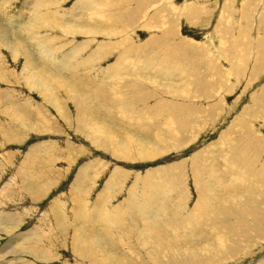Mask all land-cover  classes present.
Wrapping results in <instances>:
<instances>
[{
    "label": "rangeland",
    "instance_id": "374dc122",
    "mask_svg": "<svg viewBox=\"0 0 264 264\" xmlns=\"http://www.w3.org/2000/svg\"><path fill=\"white\" fill-rule=\"evenodd\" d=\"M38 1L0 0V264H264V0Z\"/></svg>",
    "mask_w": 264,
    "mask_h": 264
},
{
    "label": "bare ground",
    "instance_id": "6f19581e",
    "mask_svg": "<svg viewBox=\"0 0 264 264\" xmlns=\"http://www.w3.org/2000/svg\"><path fill=\"white\" fill-rule=\"evenodd\" d=\"M48 1V0H47ZM47 1L45 2V3H47ZM86 1V0H85ZM88 1V0H87ZM50 2V1H49ZM51 2H53V1H51ZM56 2V1H55ZM84 2V1H83ZM89 2V1H88ZM42 3V5H40ZM2 4V3H1ZM50 4V3H49ZM53 4V3H52ZM86 4V3H85ZM89 4V3H88ZM88 4H86V6L88 5ZM44 5H46V4H44V0H39L38 1V3H37V5L36 6H38V9L36 10L35 9V11H34V16L32 15V19L30 20L31 22V25L29 24L27 27H29V30H32L34 27H35V25L36 24H38L39 22V19L41 18L40 17V15L42 14V12H44V9H43V11L41 12V14L39 15V13H40V11H38L42 6L44 7ZM51 5V4H50ZM35 6V7H36ZM54 6V5H53ZM85 6V8H87ZM42 7V8H43ZM75 7V6H74ZM88 7H89V5H88ZM34 8V7H33ZM84 9V8H83ZM46 10V9H45ZM33 11V10H32ZM78 11V10H77ZM32 13V12H31ZM79 13V12H78ZM67 14V13H66ZM63 15H65V14H63ZM68 15V14H67ZM71 15V14H70ZM68 17V16H67ZM91 17H92V15H91ZM69 18H71V17H69ZM88 18V17H87ZM50 18H48V20H49ZM62 19V18H61ZM89 19V18H88ZM95 19H96V17H95ZM94 20V19H93ZM47 21V20H46ZM45 21V22H46ZM51 21V20H50ZM88 21V20H87ZM91 21H92V18H91ZM29 21H27V23H28ZM41 22H43V21H41ZM47 23V22H46ZM95 23V22H94ZM144 23H146V22H144ZM25 24H26V22L25 23H23V25H24V27H25ZM40 24H42V23H40ZM44 24V23H43ZM92 24V23H91ZM21 28V27H20ZM41 28V27H40ZM28 29V28H27ZM43 29H44V27H43ZM22 30H23V28H22ZM25 30H26V28H25ZM74 30V29H73ZM166 30V29H165ZM28 31V30H27ZM167 31V30H166ZM76 32V31H75ZM74 35V34H73ZM76 35V34H75ZM34 36V35H33ZM36 38V37H35ZM176 38V37H175ZM19 40V39H18ZM176 40H178V39H176ZM21 40H19V42H20ZM181 41V40H180ZM51 42V41H50ZM22 43V42H21ZM21 43H20V45H21ZM45 43V42H44ZM19 44V43H18ZM45 44H47V43H45ZM177 44V43H176ZM179 44H181L182 45V43L180 42ZM48 45V44H47ZM23 48L25 49V52H24V56H25V58L27 59V63L29 64V66L32 68V69H34V64H35V58L36 57H33V55L32 54H30V53H28L29 51L28 50H26L27 48H25V44H24V42H23ZM30 46V45H29ZM50 45H48V47L47 46H44V45H42L41 46V44L39 45V49L41 50L42 49V51L45 53V54H47V55H45L46 57H48V58H50V60H55L56 59V57H55V53H54V51H52V49H50V47H49ZM189 46V45H188ZM16 47V46H15ZM42 47V48H41ZM52 47V46H51ZM179 47H181V46H179ZM187 48V47H186ZM189 48V47H188ZM54 50V49H53ZM57 50V49H56ZM178 50H180V49H178ZM188 51V50H187ZM192 51V50H191ZM194 51V50H193ZM56 52V51H55ZM181 52V51H180ZM53 53V54H52ZM59 53V52H58ZM58 53H57V55H58ZM80 53V52H79ZM48 54H51L52 56H50V55H48ZM74 54V53H73ZM77 55V54H76ZM187 55V54H186ZM74 56V55H73ZM188 56H191V55H189L188 54ZM70 57V56H69ZM80 57V56H79ZM78 57V58H79ZM185 57V56H184ZM81 58V57H80ZM171 59H172V56L170 57ZM188 58V57H187ZM197 57H194V59H196ZM60 59V58H59ZM65 59H67V58H65ZM171 59H169V60H171ZM189 59H190V57H189ZM68 60V59H67ZM70 60V59H69ZM173 60V59H172ZM177 60V59H176ZM75 61V60H74ZM84 61H87L86 59L84 60ZM84 61H83V63H84ZM178 61V60H177ZM45 62H46V60H45ZM63 62H65V61H63ZM48 63V62H47ZM72 63V62H71ZM86 63V62H85ZM190 63V62H189ZM193 63H194V61H193ZM74 64V63H73ZM77 64V63H76ZM80 65H82V63H79ZM90 64V63H89ZM179 64V63H178ZM199 64V63H198ZM51 65V64H50ZM72 65V64H71ZM78 65V64H77ZM80 65H79V67H80ZM180 65V64H179ZM194 65V64H193ZM192 65V66H193ZM67 66V65H66ZM66 66H65V64H63V63H61L60 65H59V67H57V68H60V69H66ZM163 67V66H162ZM68 68V67H67ZM70 68V67H69ZM41 69V68H40ZM55 69V68H54ZM195 70V69H194ZM31 71V70H30ZM47 72V71H46ZM193 72V71H192ZM34 73V72H33ZM59 73V72H58ZM173 73V72H172ZM36 74V73H35ZM39 75V74H38ZM37 75V76H38ZM170 75V74H169ZM40 77H41V75H39ZM172 76H174V75H172ZM199 76V75H198ZM202 78H203V76H201ZM206 77H207V75H206ZM45 77H41V78H38L36 81L37 82H40L42 79H44ZM214 78V77H213ZM33 79V78H32ZM46 79V78H45ZM51 79V78H50ZM168 79H170V78H168ZM46 81V80H45ZM66 81V80H65ZM186 81V80H185ZM60 82V81H59ZM187 82V81H186ZM212 82V81H211ZM46 83H49L48 81H46ZM213 84H215L214 82H212ZM217 84V83H216ZM160 86V85H159ZM178 86V85H177ZM181 86V85H180ZM183 86V85H182ZM187 88H188V86H186ZM186 87H185V89H186ZM195 87V86H194ZM218 87V86H217ZM178 88H180V87H178ZM183 88H184V86H183ZM221 88V87H220ZM174 89V88H173ZM196 89V88H195ZM202 89H203V87H202ZM201 89V90H202ZM182 90V89H181ZM216 90V89H215ZM190 91V90H189ZM194 91V90H193ZM206 91V90H205ZM208 91V90H207ZM185 92V91H184ZM192 92V91H191ZM195 92V91H194ZM217 92V91H216ZM179 93H181V91L179 92ZM183 93V92H182ZM177 94V93H176ZM189 94V93H188ZM199 94V93H198ZM109 95V94H108ZM196 95H197V93H196ZM200 95H201V92H200ZM185 96H187L186 94H185ZM190 96H191V93H190ZM187 99H189V98H187ZM187 101V100H186ZM185 101V102H186ZM1 104V103H0ZM182 104H183V101H182ZM184 105V104H183ZM262 106V105H261ZM58 114V113H57ZM44 148V147H43ZM35 149V148H34ZM36 150V149H35ZM120 150H122V149H120ZM117 151H119V149L117 148ZM114 152V151H113ZM119 152H121V151H119ZM125 153V152H124ZM254 153H255V151H254ZM30 156V155H29ZM255 156H256V158H259L260 156L257 154V153H255ZM36 157V156H35ZM47 157V156H46ZM11 158V157H10ZM4 160V159H3ZM59 160V159H58ZM264 161V160H263ZM264 164V163H263ZM23 165V164H22ZM30 166V165H29ZM91 166V165H90ZM31 167V166H30ZM264 167V166H263ZM261 168V167H260ZM35 169V168H34ZM85 170H86V168H85ZM88 170V169H87ZM86 170V171H87ZM260 170V169H259ZM258 170V171H259ZM263 170H264V168H263ZM86 171H84V172H86ZM30 173V172H29ZM80 174H82V169L80 170V173H79V175H78V177H81L80 176ZM83 175H85V174H83ZM118 175V174H117ZM260 175V174H259ZM113 176H114V174H113ZM115 176H116V174H115ZM38 177V176H37ZM40 177V176H39ZM31 178V177H30ZM42 178V177H41ZM32 179H33V176H32ZM82 179V178H81ZM261 179V178H260ZM31 180V179H30ZM34 180L35 179H33V182H34ZM41 180V179H40ZM113 180V179H112ZM46 181H47V179H45L44 177H43V179L40 181V185L38 186L37 185V187H34L33 185L29 188L30 190H31V193L33 194V193H35V194H37V195H42V194H44V192H45V194H46V189L44 188V184L46 183ZM111 182V181H110ZM18 183V182H17ZM29 183V182H28ZM38 183V182H37ZM36 183V184H37ZM21 184V183H20ZM20 186H22V185H20ZM28 187V186H27ZM168 187V186H167ZM109 189V188H108ZM151 189V188H150ZM156 188H152L151 189V192L150 193H148L147 194V196H144L143 198H144V200H145V205H143L142 206V218H143V222H145L146 224L147 223H151L153 220H154V223L153 224H159V222H155V219H154V217L158 214V210H161L158 206L161 204V201L160 202H158V201H155V200H152L153 198H158L155 194L154 195H152L151 196V193L153 192V190H155ZM158 189V188H157ZM75 190H77V189H75ZM74 191V190H73ZM79 191V190H78ZM109 191V190H108ZM20 192V191H19ZM22 192V191H21ZM107 192V191H106ZM158 192V191H157ZM161 192H163V191H161ZM80 193V192H79ZM105 193V192H104ZM103 193V194H104ZM21 194V193H20ZM106 194V193H105ZM159 194V193H158ZM163 194H165V193H163ZM168 195V194H167ZM30 196V195H29ZM45 196V195H44ZM84 196V195H83ZM138 196V195H137ZM103 197V196H102ZM147 197H149V198H147ZM159 197H160V195H159ZM38 198V197H37ZM83 198H85V196L83 197ZM101 198V197H100ZM107 198V197H106ZM163 198H165V197H163ZM162 198V199H163ZM108 199V198H107ZM161 199V200H162ZM22 200V199H21ZM36 200V199H35ZM34 200V201H35ZM164 200V199H163ZM83 201V200H82ZM81 200H79V202H78V205H77V207H76V218H77V220H75L74 222H73V224H71L72 226H74L75 225V227H79L78 229V231H80V235H84V232H82V230L83 231H94L95 232V234H93V235H91V236H93V238H94V240H96L98 243H102V245L104 246V247H106V249H108L109 248V253L111 254V252H113V250L115 249L114 247H113V245L111 246V244H114V242H112V239H111V235H109V233L107 234H104L103 235V231H101V230H99L96 226H105L106 224H108V226H114L115 227V225H120V224H123L124 223V221H125V215H122V210H121V207H120V205H119V207L118 208H116V209H113V211L114 210H117L118 211V218H114L113 216H112V210H109V209H105L104 207L105 206H108V204H106V202L107 201H105L104 202V204H103V206L102 205H99L97 208H93L92 210H90V208L88 207V205H87V203L85 202V200H84V202L85 203H83ZM88 201V200H87ZM130 201V200H129ZM59 202V201H58ZM92 202V201H91ZM108 202H110V201H108ZM107 202V203H108ZM149 202V205L148 206H150V207H148V206H146L147 205V203ZM238 202V201H237ZM112 203V202H111ZM131 203V202H130ZM126 205V204H125ZM124 205V206H125ZM162 205V204H161ZM166 205V204H165ZM197 205V204H196ZM53 206V205H52ZM122 206V205H121ZM134 206V205H133ZM54 207H55V205H54ZM57 207V206H56ZM165 207V206H164ZM52 208V207H51ZM162 208H163V206H162ZM55 209V208H54ZM56 209H58V208H56ZM61 209V208H60ZM124 209V208H123ZM128 209V208H127ZM198 209V208H197ZM207 210H206V214H207V216H210V214H211V210L210 209H208V208H206ZM52 210V209H51ZM126 210V209H125ZM250 210V209H249ZM48 211V210H47ZM72 211V210H71ZM75 211V210H74ZM116 211V212H117ZM124 211V210H123ZM158 211V212H157ZM199 211H201V210H199ZM244 211H246V210H244ZM59 212H61V211H59ZM115 212V213H116ZM125 212V211H124ZM130 212V211H129ZM202 212H203V210H202ZM228 212H229V210H228ZM227 212V213H228ZM233 213H237V214H239L240 213V215L241 214H244V213H241L240 211H232ZM74 213V212H73ZM72 213V214H73ZM115 213H113V214H115ZM138 213H140V211H138ZM137 213V214H138ZM203 213H205V212H203ZM202 213V214H203ZM214 212L212 211V214H213ZM224 212L222 211V214H223ZM227 213L225 212V214L227 215ZM53 214H54V212H53ZM56 214V213H55ZM59 214V213H58ZM129 214V213H128ZM231 213H229V215H230ZM234 214V215H235ZM246 214H247V212H246ZM246 214H244V215H246ZM199 215H200V213H199ZM228 215V216H229ZM249 215V213L246 215V216H248ZM63 216H64V214H63ZM62 216V217H63ZM212 216V215H211ZM242 216V215H241ZM241 216H239V217H241ZM262 216V215H261ZM60 217H61V214H59V215H56L55 216V224L57 225L56 227H61L62 225L61 224H63V221L65 220V219H63L62 217H61V219H60ZM128 217V216H127ZM196 217H198V214L196 215ZM224 217V216H223ZM223 217L221 218V219H223ZM227 217V216H226ZM235 217V216H234ZM245 216H243V218H244ZM249 217V216H248ZM247 217V218H248ZM5 219V218H4ZM229 219H231L230 217H229ZM229 219H228V221H229ZM127 220V219H126ZM189 220H191V219H189ZM226 220V219H225ZM224 220V221H225ZM20 221V220H19ZM9 222V221H8ZM21 222V221H20ZM65 222V221H64ZM216 222V221H215ZM227 221H225V223H226ZM2 223V222H1ZM9 223H11V222H9ZM19 223V222H18ZM18 223H16V224H18ZM61 223V224H60ZM66 223V222H65ZM110 223H112V225L110 224ZM198 223H199V221H198ZM20 224L21 223H19L18 225H15V228L16 229H18L19 228V226H20ZM153 224H151V227L153 228ZM188 224V223H187ZM195 224V223H194ZM193 224V225H194ZM200 224V223H199ZM213 224V223H212ZM245 224V223H244ZM11 225V224H10ZM14 225V224H13ZM222 225V224H221ZM229 225H230V223H229ZM246 225H250V222H249V224L247 223ZM246 225H244L245 227H247ZM227 226H228V224H227ZM251 226V225H250ZM63 227H64V225H63ZM117 227V226H116ZM198 227H199V225H198ZM223 227H226V225H223ZM222 227V228H223ZM12 228V227H11ZM13 229L12 231H14V230H16V229ZM62 228V227H61ZM72 228V227H71ZM213 228V227H212ZM215 228V227H214ZM218 228V227H217ZM216 228V229H217ZM3 229H4V227H3ZM7 229V228H6ZM63 229V228H62ZM75 229V228H74ZM90 229V230H89ZM149 229V228H148ZM148 229H146V230H148ZM248 229V228H247ZM9 230V229H8ZM8 230H6V232L8 231ZM61 230V229H60ZM220 231H222L221 230V227H220V229H219ZM246 230V229H245ZM62 231V230H61ZM76 231V230H75ZM209 231V230H208ZM99 232V233H98ZM205 232V231H204ZM1 233V232H0ZM78 233L79 232H76V235H78ZM90 233H92V232H90ZM206 234H207V231L205 232ZM215 233V232H214ZM220 233V232H219ZM99 234V235H98ZM111 234V233H110ZM144 234V236L145 235H148L147 233H143ZM208 234H209V232H208ZM32 235V234H31ZM30 235V236H31ZM27 236H29V235H27ZM25 237V238H22V240L24 239L26 242L28 241V237ZM143 236V235H142ZM217 236H219V235H217ZM77 237V236H76ZM152 237V236H151ZM90 238V237H89ZM218 238V237H217ZM35 239H37V238H34V240ZM76 239V238H75ZM92 239V238H91ZM154 239H156V238H154ZM33 240V241H34ZM38 240V242H39V239H37ZM18 241V240H17ZM17 241H16V243H17ZM41 241V240H40ZM105 243H104V242ZM37 242V241H36ZM42 242V241H41ZM15 243V244H16ZM29 243V242H28ZM101 245V246H102ZM166 246V245H165ZM12 247V246H11ZM100 247V246H99ZM13 249V248H12ZM14 249H16V248H14ZM17 249H19V248H17ZM22 249H25V248H22ZM33 249V248H32ZM235 249V247L232 249V251ZM13 251V250H12ZM27 252H28V250H26ZM25 251V252H26ZM18 252H19V250H18ZM11 253V252H10ZM16 253V252H15ZM8 254V253H7ZM11 254H13V253H11ZM25 254V253H24ZM27 254V253H26ZM29 254H31L33 257H40V255H38L37 254V252L36 253H33V252H29ZM10 255V254H9ZM3 256H5V255H3ZM82 259V258H81ZM18 262V261H17ZM97 264H99L98 262H96Z\"/></svg>",
    "mask_w": 264,
    "mask_h": 264
}]
</instances>
